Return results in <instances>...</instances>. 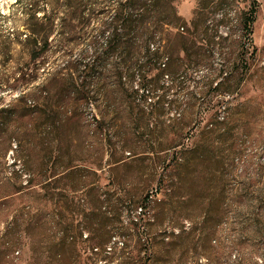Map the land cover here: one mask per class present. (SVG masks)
<instances>
[{"label": "rangeland", "instance_id": "1", "mask_svg": "<svg viewBox=\"0 0 264 264\" xmlns=\"http://www.w3.org/2000/svg\"><path fill=\"white\" fill-rule=\"evenodd\" d=\"M150 3L116 50L125 0H0V264H264V0ZM144 39L160 103L119 68Z\"/></svg>", "mask_w": 264, "mask_h": 264}, {"label": "trees", "instance_id": "2", "mask_svg": "<svg viewBox=\"0 0 264 264\" xmlns=\"http://www.w3.org/2000/svg\"><path fill=\"white\" fill-rule=\"evenodd\" d=\"M152 0H125V6L119 7L120 11H117L116 17H114L113 32L114 39L113 47L116 50H120L121 47L129 48L131 43L134 41V37L136 35L144 33V30L147 28L146 19L150 16L149 13L156 12V9H150L149 5H152ZM34 12V11H33ZM254 7H250L246 11H237L236 14V23L240 25L242 31V37L248 42L249 49H253V45L251 42V26L254 21ZM215 13V9H205L202 6H199L194 11V17L191 22H204L213 16ZM173 17L176 18V21L180 20V17L176 15V12L172 10ZM163 21V23L171 25V21H166L164 19H159ZM221 22H227V16L225 14L220 18ZM51 30V25L49 20L41 21L39 20L33 13H31V58H38L49 46L48 34ZM187 33L189 30L186 31ZM209 40L205 41V45L214 46V33H209ZM150 38H154L153 31L149 34ZM149 39L143 40V48L141 52L143 54L144 60L142 62H137L134 59V55L128 54L124 57L123 63L119 65L122 66L127 72H130L131 76H137L139 78V91H141V96L143 98L152 97L156 98L155 103H160L162 101V94L159 95V91H166L168 87L161 85L160 78L162 77V69L160 65H157L158 59L162 58L164 55V49L162 45L159 44L156 47H149L148 43ZM163 49V50H162ZM166 53V52H165ZM134 54V53H133ZM166 60H170L168 55L165 56ZM168 63V62H167ZM168 66H170V61ZM166 67V64H164ZM152 70H157L155 75H150ZM228 82H222L220 85L225 84L224 88L226 90H230V86H226ZM229 84V83H228ZM210 130V129H209ZM142 211V207H140V212Z\"/></svg>", "mask_w": 264, "mask_h": 264}]
</instances>
